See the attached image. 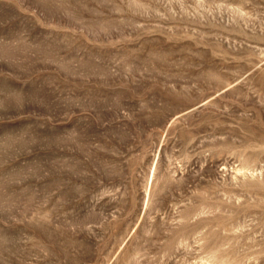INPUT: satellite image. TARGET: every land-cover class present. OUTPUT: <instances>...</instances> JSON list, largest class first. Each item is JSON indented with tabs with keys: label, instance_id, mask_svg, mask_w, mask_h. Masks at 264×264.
Wrapping results in <instances>:
<instances>
[{
	"label": "rangeland",
	"instance_id": "374dc122",
	"mask_svg": "<svg viewBox=\"0 0 264 264\" xmlns=\"http://www.w3.org/2000/svg\"><path fill=\"white\" fill-rule=\"evenodd\" d=\"M0 264H264V0H0Z\"/></svg>",
	"mask_w": 264,
	"mask_h": 264
}]
</instances>
